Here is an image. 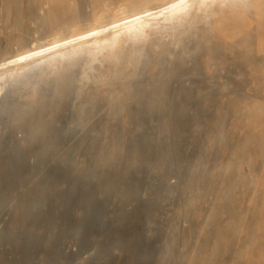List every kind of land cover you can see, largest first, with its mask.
I'll return each mask as SVG.
<instances>
[{
    "label": "rangeland",
    "instance_id": "rangeland-1",
    "mask_svg": "<svg viewBox=\"0 0 264 264\" xmlns=\"http://www.w3.org/2000/svg\"><path fill=\"white\" fill-rule=\"evenodd\" d=\"M109 1L0 0V264H264V0Z\"/></svg>",
    "mask_w": 264,
    "mask_h": 264
},
{
    "label": "bare ground",
    "instance_id": "bare-ground-1",
    "mask_svg": "<svg viewBox=\"0 0 264 264\" xmlns=\"http://www.w3.org/2000/svg\"><path fill=\"white\" fill-rule=\"evenodd\" d=\"M82 1V0H81ZM89 0H87L86 4L88 3ZM145 1V0H120V2H122L121 5H119L118 7L115 8V5L117 3V0H110L108 2L109 8L106 11H103L104 17L106 21H109L110 19H114L112 16V12H114V15L117 19H121L123 17L129 16L130 14H132L133 12L138 11V7L141 5V3ZM235 3L234 0H189V2L187 3V7H185L182 12H192V14L195 15V17H191L190 20L187 22V24H190V26L188 27V35L189 38L191 39H195L196 37V31L197 28L201 27L204 25L205 22H213V21H223V22H227L228 20V16L224 15L221 12L222 16L219 15L218 17H208V18H197L196 14H202V13H208V14H213L215 13V4L217 5H223L227 7V9H231L232 11H241L244 14H247L249 12V5L247 6V4L243 1H238ZM46 2V1H45ZM64 2V1H63ZM69 2V1H68ZM65 3V2H64ZM70 3V2H69ZM257 3L261 6H263V1L262 0H257ZM77 4V3H75ZM60 6L58 8L54 7L52 5V2H49L48 4L44 5L43 8L40 9L39 11V17L34 18L37 21V25L42 24L43 22H49L52 21L53 17H55L56 14H59L61 12H65L64 14L67 16H72L73 14L78 15L79 12H81V10L76 7V8H72L70 9L68 6H61V4H59ZM74 5V4H73ZM78 5V4H77ZM80 5V4H79ZM83 5V4H82ZM177 5H179L177 3ZM209 5V6H207ZM18 6V5H17ZM84 6H86L84 4ZM83 6V7H84ZM106 7V6H105ZM39 8V7H38ZM106 9V8H105ZM70 10L72 11V13L70 12ZM228 11V10H227ZM230 12V11H228ZM256 12V11H255ZM252 11V13H255ZM233 13V12H232ZM258 13V12H257ZM256 13V14H257ZM260 13V12H259ZM226 14V12L224 13ZM244 14L241 15V18H244ZM262 15V14H261ZM91 25V22L89 21V19L85 18L84 19H79L78 21V28L81 29L84 25V23H87ZM176 22L175 20H171V23ZM3 23V22H2ZM100 27V26H99ZM29 29V28H28ZM90 29V28H89ZM113 29V28H112ZM30 30V29H29ZM103 30V29H102ZM107 30V29H106ZM114 32V31H113ZM98 33V32H97ZM185 34V32H184ZM245 34L244 32H242V35ZM94 35V34H93ZM98 35V34H97ZM248 38H246L245 40H251V36L245 34ZM102 37V36H101ZM94 39V38H93ZM98 39V38H97ZM96 39V40H97ZM99 40V39H98ZM97 44V43H96ZM95 41L93 42L92 46H95ZM178 47V46H177ZM176 47V48H177ZM261 49V48H260ZM91 50V49H90ZM20 56V55H19ZM264 58V55L262 56ZM68 67L70 68L71 66H73V62L69 61L68 62ZM18 68V67H17ZM3 94L2 90L0 89V95ZM258 101L260 103H258V105L254 104V106L249 109L246 110V117L250 120V118H254L251 119L252 124L254 126H263L264 123L261 121H257L255 120L256 116H258V118H262V116L264 115V99L260 96L258 98ZM254 103V102H253ZM254 116V117H253ZM250 122V121H249ZM251 123V122H250Z\"/></svg>",
    "mask_w": 264,
    "mask_h": 264
}]
</instances>
